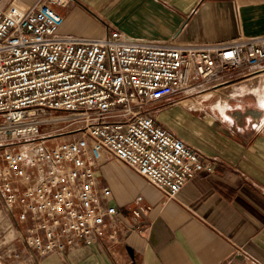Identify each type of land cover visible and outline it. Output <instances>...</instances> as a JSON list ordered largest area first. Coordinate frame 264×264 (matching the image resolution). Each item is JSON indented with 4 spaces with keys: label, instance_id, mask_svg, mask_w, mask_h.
Returning a JSON list of instances; mask_svg holds the SVG:
<instances>
[{
    "label": "built area",
    "instance_id": "obj_1",
    "mask_svg": "<svg viewBox=\"0 0 264 264\" xmlns=\"http://www.w3.org/2000/svg\"><path fill=\"white\" fill-rule=\"evenodd\" d=\"M72 0L0 5V264L62 256L103 235L116 215L97 166L113 160L172 201L212 159L187 145L156 115L222 71L264 69V36L221 44L155 46L121 39H62L58 9ZM205 84L201 89L198 85ZM62 114L84 118L61 132ZM134 218L149 208L130 202ZM119 230V223L112 222Z\"/></svg>",
    "mask_w": 264,
    "mask_h": 264
},
{
    "label": "crops",
    "instance_id": "obj_2",
    "mask_svg": "<svg viewBox=\"0 0 264 264\" xmlns=\"http://www.w3.org/2000/svg\"><path fill=\"white\" fill-rule=\"evenodd\" d=\"M36 1L0 0V5L26 8ZM57 11L63 24L56 36L66 40L100 38L109 30L126 42L155 46L264 36V0H72ZM239 91H228L239 99L227 101L225 117L190 113L208 108L212 98L193 100L202 105L198 110L179 100L155 117L212 159V173L195 175L175 200L164 201L139 175L104 160L97 175L111 191L116 215L105 219L103 235L76 243L62 256L32 254V263L264 264V87L257 94ZM244 96L251 100L242 103ZM137 196L149 209L134 218L129 208ZM116 221L119 230L110 227Z\"/></svg>",
    "mask_w": 264,
    "mask_h": 264
},
{
    "label": "rangeland",
    "instance_id": "obj_3",
    "mask_svg": "<svg viewBox=\"0 0 264 264\" xmlns=\"http://www.w3.org/2000/svg\"><path fill=\"white\" fill-rule=\"evenodd\" d=\"M245 78L246 77H239V73L235 72V71H231V70L230 71H222L221 73L218 74L217 77H215L208 84H206V85L211 86V87L207 88L203 92L212 91V90H215L217 88H220L221 86H227V88L225 90H220V92L214 93L212 99L215 100V98H218L223 103L225 101L226 102L229 101L230 103H234V101L239 99V98H235L236 95L229 96V95H231V93H228V91L231 89L244 91L245 87L243 85H245V83L243 80ZM206 85L203 84L201 86V88L205 87ZM200 94H202V92L198 91L197 93H194L190 96H187L186 98L182 99L181 101L187 100V99H190L192 101L196 100V99H198ZM241 95H246V94H241ZM241 100H242V103H244V102L251 100V97L250 96H244L241 98ZM206 104H208V103H206ZM199 106H202V105L200 104ZM202 108H203L202 111H199V112L190 111V113H192L196 116H199L201 118H204L207 115L210 116L214 113V111H211L209 108H207L204 105L202 106ZM62 115H69V114H62ZM59 123L61 124V126H59L61 128V132L66 133V132H70V130H72L73 128L79 129L80 127L83 126L85 121H84V118L78 117V119L76 121L71 122V119L69 117V119H67L65 121H59L56 124L58 125ZM81 131H82V128L79 129V132H81Z\"/></svg>",
    "mask_w": 264,
    "mask_h": 264
},
{
    "label": "bare ground",
    "instance_id": "obj_4",
    "mask_svg": "<svg viewBox=\"0 0 264 264\" xmlns=\"http://www.w3.org/2000/svg\"><path fill=\"white\" fill-rule=\"evenodd\" d=\"M262 72V71H260ZM260 72H257V73H254L252 75V77H250V80L247 81V82H244L245 85H243L245 88V90L243 91H239L240 94H247V93H255L257 94L258 91H262L263 90V87H264V78H262ZM251 76V75H249ZM248 77V76H247ZM263 83V84H260ZM201 84L198 85L195 89H201ZM203 88V87H202ZM223 88H218V89H215V90H212V91H208V92H203V90L201 91L202 94L199 95L198 97V101L199 102H203V101H208L209 99L211 100V98H213V94L214 93H218L220 92V90H222ZM233 95H236L235 93ZM182 101L180 100L179 103H181ZM209 109L211 111H214L215 114H217L218 116H221V117H225L226 116V113H225V109L227 108L228 104L227 102L225 101L224 103L216 98V100H214L213 102H209ZM184 106L189 108V109H200L201 106H199L198 103H195L194 101L190 100V99H187L184 101ZM181 105V104H180ZM69 119V116L68 115H65V116H61L60 117V120L59 121H65ZM58 121V122H59ZM86 123L83 124V126L85 125ZM80 127L79 129L83 128Z\"/></svg>",
    "mask_w": 264,
    "mask_h": 264
}]
</instances>
